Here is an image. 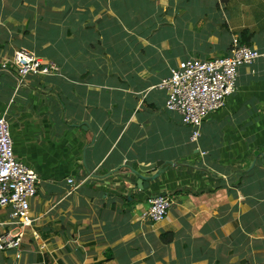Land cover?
Here are the masks:
<instances>
[{
	"label": "crops",
	"instance_id": "obj_1",
	"mask_svg": "<svg viewBox=\"0 0 264 264\" xmlns=\"http://www.w3.org/2000/svg\"><path fill=\"white\" fill-rule=\"evenodd\" d=\"M243 31L264 52V0H0V116L17 159L40 180L21 257L0 251V264L264 257V60L239 69L196 142L156 88L184 61L229 56ZM19 49L61 75L20 82L3 67ZM159 161L165 173L134 188L130 170ZM161 194L174 200L168 215L143 219ZM10 223L0 209V234Z\"/></svg>",
	"mask_w": 264,
	"mask_h": 264
},
{
	"label": "built area",
	"instance_id": "obj_2",
	"mask_svg": "<svg viewBox=\"0 0 264 264\" xmlns=\"http://www.w3.org/2000/svg\"><path fill=\"white\" fill-rule=\"evenodd\" d=\"M264 60V52L242 44L234 38L229 56L212 60L191 58L171 70L157 89L167 94L165 107L182 117V122L194 128L191 141L200 137L199 128L214 111L222 109L226 99L236 90L239 69L255 65ZM18 80L25 81L29 76H60L61 68L54 62L43 61L25 49L16 50L10 61ZM40 183L37 173L19 161L14 152L10 124L6 115L0 116V209L10 210L12 230L0 234V251L14 252L21 257V248L27 228L34 220L31 214V201L37 194ZM68 183L72 189L77 185L74 179ZM174 200L161 194L149 200V207L142 217L151 223L165 219Z\"/></svg>",
	"mask_w": 264,
	"mask_h": 264
},
{
	"label": "water",
	"instance_id": "obj_3",
	"mask_svg": "<svg viewBox=\"0 0 264 264\" xmlns=\"http://www.w3.org/2000/svg\"><path fill=\"white\" fill-rule=\"evenodd\" d=\"M163 163L159 161L148 165H140L138 168H132L130 174L135 178L133 187L139 190L148 189L152 182L165 173V170L162 168Z\"/></svg>",
	"mask_w": 264,
	"mask_h": 264
},
{
	"label": "trees",
	"instance_id": "obj_4",
	"mask_svg": "<svg viewBox=\"0 0 264 264\" xmlns=\"http://www.w3.org/2000/svg\"><path fill=\"white\" fill-rule=\"evenodd\" d=\"M244 33H246V31H243V32H242V35H241L242 39L240 40V42H241L242 44H245V43H246L245 38H244L245 36H243ZM161 240H162L163 243H165V244H170V243H172V242L174 241V234H172V233H163V234L161 235ZM254 264H264V257H260V258H258V259L256 260V263H254Z\"/></svg>",
	"mask_w": 264,
	"mask_h": 264
},
{
	"label": "rangeland",
	"instance_id": "obj_5",
	"mask_svg": "<svg viewBox=\"0 0 264 264\" xmlns=\"http://www.w3.org/2000/svg\"><path fill=\"white\" fill-rule=\"evenodd\" d=\"M3 90L5 91L6 89L3 87ZM7 91V90H6ZM224 264H227L226 262H223ZM234 264V263H233Z\"/></svg>",
	"mask_w": 264,
	"mask_h": 264
}]
</instances>
